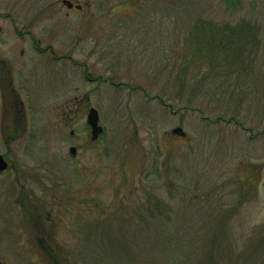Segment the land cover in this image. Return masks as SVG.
I'll return each mask as SVG.
<instances>
[{"label": "rangeland", "instance_id": "374dc122", "mask_svg": "<svg viewBox=\"0 0 264 264\" xmlns=\"http://www.w3.org/2000/svg\"><path fill=\"white\" fill-rule=\"evenodd\" d=\"M13 1L25 3L18 26L30 34L7 22L1 47L23 103L6 114L0 104V264H56L58 251L62 264L110 241L136 246L124 264H264V0L246 1L259 13L256 68L213 97L194 95L213 71L193 46L212 35L188 29L201 13L237 22L216 0H74L81 10L56 0L40 21L35 4L49 0ZM39 40L55 50L40 54ZM32 213L47 219L51 245L35 239ZM142 229L183 244L154 256L152 239L132 238Z\"/></svg>", "mask_w": 264, "mask_h": 264}, {"label": "trees", "instance_id": "16d2710c", "mask_svg": "<svg viewBox=\"0 0 264 264\" xmlns=\"http://www.w3.org/2000/svg\"><path fill=\"white\" fill-rule=\"evenodd\" d=\"M216 1L220 2L221 6L225 9V12L237 22L220 23L219 21L207 20L204 18L205 15L201 13V16L196 17L195 21L190 23L191 25L188 29V33L190 35L196 34L201 36L211 33L212 36H210L209 39L198 36V39L196 40L197 42L193 46L200 50L203 59L206 61L205 63L207 64L208 69L211 72L213 71V73L215 71H218L219 73L216 77L213 73H209V71H205L206 75L201 73L204 74V78L202 79H210V82H208V84L203 82L200 78L198 81L200 85H196L197 89L194 91V95L203 93L206 88L212 97L214 95L218 96V86L223 87V85L226 84L227 79H229L230 74L231 76L236 74L238 78L235 80L239 82V79L241 78L240 75H243V73L249 68L253 70L257 66L256 56L258 55L257 50L260 44V39L258 38L260 27L257 23V15H259L257 11V4L253 1L252 4L247 7V0ZM207 40L209 43H207ZM237 73H239V76ZM207 74H209V76ZM217 78L222 80H217ZM235 89L237 90V87ZM235 89H233L232 92H234ZM191 100H193V97ZM200 108L201 107L199 106L198 109ZM222 118L223 116L220 115L217 120H221ZM231 118L237 120L236 115L231 116ZM149 199L151 200V198ZM154 201L155 200L152 199L150 202ZM141 217L143 218V216ZM152 217L153 216H151V218ZM30 218L32 221V228L36 231L35 239L42 243L46 240L48 241V244L51 245L50 243H53V241H51L53 234L44 226L46 225L47 219L42 214H33ZM140 231L145 234V236H137L136 238L132 236L133 240L143 237H145L146 240L152 239L155 243L152 250L154 256H156V251H159V247H166L165 250L170 251V247L168 246H174L175 249L173 252L176 253V249L183 244L181 241V235H177L178 232L173 236L168 233L160 232L161 230L151 231L142 229ZM93 238L94 237H89V239ZM167 241L172 244H168ZM115 242L116 241L102 243L103 245H101L99 249L97 247L89 246L71 249L69 252L65 253V259L62 264H120L122 260L127 261V259L132 255V250H134L136 246L130 248L132 243L120 246ZM60 252L61 251H58V253L54 255L58 257L57 261L55 260L56 264H59V258L63 256V253L60 254ZM121 264L124 263L121 262ZM178 264L183 263H180V260H178Z\"/></svg>", "mask_w": 264, "mask_h": 264}, {"label": "flooded vegetation", "instance_id": "af4514ba", "mask_svg": "<svg viewBox=\"0 0 264 264\" xmlns=\"http://www.w3.org/2000/svg\"><path fill=\"white\" fill-rule=\"evenodd\" d=\"M61 3L68 10H74V9L81 10L82 9V6L78 3V1L61 0ZM24 5L25 3L23 4V1H13L12 0V2H8L6 0H0V104L2 102V105H4V114L8 112V106L10 105L9 103H12L15 105V109L17 112L19 111V108H18L19 103L21 104L23 103L20 101L19 92L16 90V87L14 85V77H13L14 74H12L13 63H11V61L9 60V56H8L9 52L7 53L1 47L2 45L6 44V40H5L6 38L4 37V35L8 34V28H7L8 25L6 24L7 22L13 25L14 31L16 35H19L20 39H22L24 35L30 34V31H27L26 33L19 32V26H18L19 22L25 21V17L21 13V9H23ZM69 5H72V6L69 7ZM9 7H10V10H9ZM35 7L38 10L37 11L38 18L35 17L33 19H38V21H40V19L46 18V16H48L49 18L51 17L53 18L54 15L56 14V0H49L47 4L45 5H42L41 3H39L38 5L35 4ZM14 12H16V16H14ZM37 42H38V45L35 46V50H37L40 54L41 53L49 54L50 52L55 50L53 47H51V45H48L49 47H46V48H41L39 46L40 40ZM20 54L24 56V50H21ZM73 133L74 132H72V134ZM72 147H75V146H72ZM8 168H9V163H8ZM8 168L6 170H8ZM3 172H0V173H3Z\"/></svg>", "mask_w": 264, "mask_h": 264}, {"label": "water", "instance_id": "95a60500", "mask_svg": "<svg viewBox=\"0 0 264 264\" xmlns=\"http://www.w3.org/2000/svg\"><path fill=\"white\" fill-rule=\"evenodd\" d=\"M72 5H69V7ZM87 123L91 127V135L93 140H97L99 136L103 133V127L99 125V112L96 108L91 107L87 116ZM174 134L183 135L184 132L181 128H177L173 130ZM77 152L76 147L70 148V153L75 156ZM8 168V162L4 159V157L0 156V172L5 171Z\"/></svg>", "mask_w": 264, "mask_h": 264}]
</instances>
